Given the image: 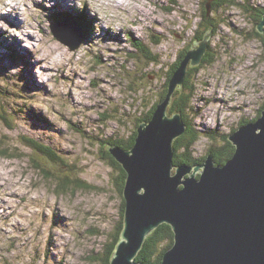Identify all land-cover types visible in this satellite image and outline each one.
I'll return each mask as SVG.
<instances>
[{"label":"rangeland","instance_id":"obj_1","mask_svg":"<svg viewBox=\"0 0 264 264\" xmlns=\"http://www.w3.org/2000/svg\"><path fill=\"white\" fill-rule=\"evenodd\" d=\"M204 4L0 0V107L13 127L0 124V145L19 155L0 157V264H101L123 200L102 143L126 140L136 131V120L162 93L178 54L202 40L194 32L201 35L209 25H198ZM263 9L264 0H223L212 9L205 53L211 60L189 75L193 97L185 112L201 135L194 145L198 158L262 109L264 45L255 35L254 14ZM71 13L88 26L73 51L60 41L74 43L81 32ZM132 38L160 57L161 65L131 60ZM22 136L50 147L61 162L22 145ZM64 176L88 188L60 191L56 179Z\"/></svg>","mask_w":264,"mask_h":264},{"label":"water","instance_id":"obj_2","mask_svg":"<svg viewBox=\"0 0 264 264\" xmlns=\"http://www.w3.org/2000/svg\"><path fill=\"white\" fill-rule=\"evenodd\" d=\"M213 1L205 4L207 15ZM255 29L263 33L264 16ZM78 33L74 43L60 41L73 51L83 38ZM209 35L191 43L152 118L137 126L134 145L106 146L126 173L122 230L109 264H141L137 255L162 224L171 228L173 244L160 264H264V110L227 137L235 151L222 167L211 154L193 167L172 163L174 141L186 126L168 108L188 67L202 63Z\"/></svg>","mask_w":264,"mask_h":264},{"label":"trees","instance_id":"obj_3","mask_svg":"<svg viewBox=\"0 0 264 264\" xmlns=\"http://www.w3.org/2000/svg\"><path fill=\"white\" fill-rule=\"evenodd\" d=\"M222 1L223 0H215L211 3V12L209 15L206 14L205 6H202V10L199 13V18L202 22L199 23L198 25L200 27H202V29H204V27H203L204 25H202L203 21L208 23L209 25L208 26L206 25L207 27L204 31L202 30L201 35H200L201 31L200 32H194V38L196 40H200L201 37H203L204 33H207L208 31H210L209 29H212L213 23L211 21H213V20L211 19V21H210L209 16L211 17L212 9L214 7L220 8V6H222ZM206 2H207V0H206ZM71 14L74 16L73 18H74L75 22L81 28V33H82L83 39L86 38V35H87L86 29L88 28V26H84L79 13L78 14L71 13ZM68 15H67V13L62 14V15L60 14V17L57 19V21L60 20L59 22H61L62 18L66 17ZM263 16H264V9L262 11H258L256 14H254V19H255L256 25H258L261 22ZM256 25H255V27H256ZM254 30H256V29H254ZM255 35L259 39L263 38L262 34H260L258 32H256ZM262 41H264V40H262ZM158 42H159V40H156L153 38L151 39L152 44H158ZM130 44H132V46L135 50V53L132 54L130 57L131 60H134L136 62H143V63L146 62L148 65H152V64L161 65L160 60H159L160 57L153 54L150 51V49L147 46L143 45L140 41L132 38L130 40ZM189 49H190V47H186L184 50H182L178 54L176 61L170 66V68L166 72V79L164 82V89H163L162 93L160 95H158V97L156 96V99L154 101L151 100L149 102V104L147 105L148 111L145 113V115L139 117L136 120V124H135L136 128L141 122H148L152 118V115H153V112L155 111L156 105L165 98V95L167 93V85H168L169 80L171 79L173 73L175 72V70L178 68V66L180 65V63L184 59V57L187 54V52L189 51ZM207 56H208L207 58H205V56H204L202 63H205V62L211 60L210 54H208ZM196 70H197V67L196 68L188 67V71H187V74H186V77H185V80L183 83V87L181 89H178L175 91V93L172 97V100H171V105L168 108L169 116H171L173 114H180L182 121L186 126V130L183 133V135L174 141L172 163H173V166L175 168L178 166H181V165L193 167V166H196V165L203 163L206 156L211 154L214 157L215 166L222 167L226 163V161L232 157V155L235 151V148L228 141L227 135L223 136L221 138L220 141L222 142V145L218 146V147H211L208 150L206 156L198 158L194 155V145L199 140V137L201 135L188 122L187 116L185 115V112H186V110L189 109V106H190V103H191V100L193 97V90H192V86L189 82V77H190L189 75H191ZM129 87L132 88V86H129ZM141 90H144V89H141ZM139 91H140V89L138 90V92ZM144 95L146 96V94H144ZM145 100H149V98L147 97ZM261 108L262 109L259 110L258 115H256L250 121L242 120L238 124V128L245 125V124L255 122L260 117L262 110H264V102H263V105ZM11 121L12 120L9 116L8 111L3 109V107L2 108L0 107V124L4 127L8 128V129H13V127L11 126ZM205 135H206L207 139H213V136L210 133H207ZM135 138H136V131L130 137H128V139H126V140H122V139H119L118 141L106 140L102 143V145L104 146V148H107L106 146L109 144H114V145L119 146L122 149H130L134 145ZM18 141L22 145H24V146L30 148L31 150L45 156L46 158H49L50 160H52L54 162L55 161L61 162V157L58 156L50 147L45 146L44 144L38 143L34 139L22 136L19 138ZM3 143H5V142H1L0 144H3ZM8 147H3V145H0V157H4V158H8V159L18 158L19 155L16 154L11 149H9ZM105 153L107 154L108 159L110 160L109 162L112 165V168H114L118 173V176H117L118 178L116 179V187L118 188L119 194L121 195L123 187H124L126 173L122 169V167L117 162H115V160L109 155V153L107 151H105ZM31 164L34 166L35 169H39L38 168L39 166H38V164L35 163V160H32ZM68 167L70 168V166H68ZM56 182L58 183L57 187H58V190H60V191H61V189H62V191H66V190L68 191V188L73 187V186L77 190L88 188V186H86L81 180H79V179L73 180V179L68 178L66 176H64L60 179H56ZM55 190H56V188H55ZM123 210H124V201L122 200L120 222H119V225L116 227L115 234L111 237V239H112L111 244L106 246V250L104 251L103 258H101L99 260V262L101 264H109L112 252L116 246V243L119 240V235H120V232L122 230ZM172 244H173V233L171 231V228L166 224H162L146 238L139 254L136 257V261L141 263V264H160L163 254L172 246Z\"/></svg>","mask_w":264,"mask_h":264},{"label":"bare ground","instance_id":"obj_4","mask_svg":"<svg viewBox=\"0 0 264 264\" xmlns=\"http://www.w3.org/2000/svg\"><path fill=\"white\" fill-rule=\"evenodd\" d=\"M72 15V14H71ZM64 19V18H63ZM8 23L9 25H13L14 23L16 24V22L14 21V23L11 21V20H8ZM7 24V23H6ZM64 29V28H63ZM203 38V37H202ZM210 38H211V35H209V38L207 40L210 41ZM209 41H208V44H209Z\"/></svg>","mask_w":264,"mask_h":264},{"label":"clouds","instance_id":"obj_5","mask_svg":"<svg viewBox=\"0 0 264 264\" xmlns=\"http://www.w3.org/2000/svg\"><path fill=\"white\" fill-rule=\"evenodd\" d=\"M6 4H12L14 0H4ZM0 11H2V6H0Z\"/></svg>","mask_w":264,"mask_h":264},{"label":"flooded vegetation","instance_id":"obj_6","mask_svg":"<svg viewBox=\"0 0 264 264\" xmlns=\"http://www.w3.org/2000/svg\"><path fill=\"white\" fill-rule=\"evenodd\" d=\"M212 27L214 28V25H212ZM262 36H263V38H262V40H264V31H263V33H262ZM210 42V41H209ZM262 44L264 45V41H262ZM209 46H210V44H208ZM209 53L207 52V55H208ZM206 54H205V58H207L208 56H207Z\"/></svg>","mask_w":264,"mask_h":264}]
</instances>
